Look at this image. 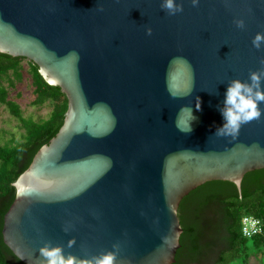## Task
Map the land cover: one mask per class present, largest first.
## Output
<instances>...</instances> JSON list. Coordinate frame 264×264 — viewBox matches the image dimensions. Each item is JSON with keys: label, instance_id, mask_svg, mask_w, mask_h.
<instances>
[{"label": "water", "instance_id": "obj_1", "mask_svg": "<svg viewBox=\"0 0 264 264\" xmlns=\"http://www.w3.org/2000/svg\"><path fill=\"white\" fill-rule=\"evenodd\" d=\"M161 2L0 0V53L33 62L68 98L4 216V244L23 264H42L49 243L74 264L109 253L113 264H175L183 199L212 181L241 191L264 169V115L236 139L215 134L228 82L264 71L252 44L264 0H177L175 15Z\"/></svg>", "mask_w": 264, "mask_h": 264}, {"label": "trees", "instance_id": "obj_2", "mask_svg": "<svg viewBox=\"0 0 264 264\" xmlns=\"http://www.w3.org/2000/svg\"><path fill=\"white\" fill-rule=\"evenodd\" d=\"M24 58L0 53V104L7 106L25 130L18 143L0 144V264H23L4 244V216L16 196L14 183L31 165L37 152L57 135L64 124L68 98L61 88L45 81L39 68L31 61L34 105L46 102L53 110L46 120L33 121L22 115L20 107L7 99L8 91L1 85L10 76L21 80ZM251 216L262 222V232L245 238L241 232L242 219ZM183 227L181 248L175 264H249L254 256L264 258V169L247 173L241 191L232 182H208L183 199L179 207Z\"/></svg>", "mask_w": 264, "mask_h": 264}, {"label": "clouds", "instance_id": "obj_3", "mask_svg": "<svg viewBox=\"0 0 264 264\" xmlns=\"http://www.w3.org/2000/svg\"><path fill=\"white\" fill-rule=\"evenodd\" d=\"M193 6H198L200 0H191ZM161 8L168 12L169 15H175L183 11L182 3L177 0H162ZM239 28L244 27L243 20L236 21ZM151 35V29L148 30ZM252 44L256 49L264 47V34H257ZM264 71H253L249 75L248 80L239 78L232 79L228 82L223 100V107L220 109L223 118V124L216 129V136L231 137L236 139L240 133L241 127L255 119H259L264 115ZM191 89L183 93L190 94ZM171 95L175 98L178 93L172 91ZM200 98L197 97L196 108L200 109ZM188 112L195 119L191 107L184 106L180 113ZM177 128L181 132L189 133L192 131L190 123L182 126L179 118L177 119ZM114 247H116L114 245ZM40 255L43 257L42 264H74L71 257L65 258L61 247L53 246L50 243L40 248ZM115 257L112 253L104 255L98 259L96 264H113Z\"/></svg>", "mask_w": 264, "mask_h": 264}, {"label": "rangeland", "instance_id": "obj_4", "mask_svg": "<svg viewBox=\"0 0 264 264\" xmlns=\"http://www.w3.org/2000/svg\"><path fill=\"white\" fill-rule=\"evenodd\" d=\"M21 80H14V86H10L9 80L12 76L3 78L1 85L8 91L7 99L15 102L22 111V115L26 119L33 121H41L49 118L53 104L46 102L42 106L34 105L35 99L32 77L29 71L28 60L21 61ZM25 130L18 119H16L6 105L0 104V144L18 143L24 139ZM237 264V263H235ZM249 264H264V258L261 256L250 259Z\"/></svg>", "mask_w": 264, "mask_h": 264}, {"label": "built area", "instance_id": "obj_5", "mask_svg": "<svg viewBox=\"0 0 264 264\" xmlns=\"http://www.w3.org/2000/svg\"><path fill=\"white\" fill-rule=\"evenodd\" d=\"M241 232L243 237L252 238L262 232V222L257 218L246 216L242 219Z\"/></svg>", "mask_w": 264, "mask_h": 264}]
</instances>
